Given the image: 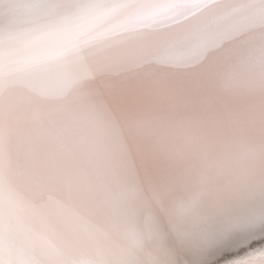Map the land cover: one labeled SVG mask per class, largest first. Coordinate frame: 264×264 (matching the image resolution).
Masks as SVG:
<instances>
[{"label":"snow or ice","instance_id":"1","mask_svg":"<svg viewBox=\"0 0 264 264\" xmlns=\"http://www.w3.org/2000/svg\"><path fill=\"white\" fill-rule=\"evenodd\" d=\"M0 264H264V0H0Z\"/></svg>","mask_w":264,"mask_h":264}]
</instances>
